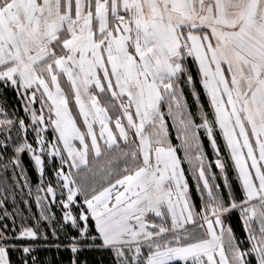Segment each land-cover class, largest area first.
<instances>
[{"label":"snow or ice","instance_id":"snow-or-ice-1","mask_svg":"<svg viewBox=\"0 0 264 264\" xmlns=\"http://www.w3.org/2000/svg\"><path fill=\"white\" fill-rule=\"evenodd\" d=\"M0 90V174L31 197L27 157L39 210L0 198V264L62 235L70 264H264V0H0Z\"/></svg>","mask_w":264,"mask_h":264},{"label":"trees","instance_id":"trees-1","mask_svg":"<svg viewBox=\"0 0 264 264\" xmlns=\"http://www.w3.org/2000/svg\"><path fill=\"white\" fill-rule=\"evenodd\" d=\"M188 66L191 68V71L194 77H196L198 90L202 93L203 91L202 87L199 86V83H198L199 77L197 75V68L192 63L191 58H189L188 60ZM185 96H186L187 102L191 110L195 113L197 111L196 101H195V98H192L191 89L188 87H185ZM17 99L18 98L14 95V93L11 90L7 93L6 101L10 106L12 107L16 106ZM201 100L203 103L205 104L207 103V98L203 95L201 97ZM4 101H5V96L2 93V90H0V102H4ZM166 119H167V124L169 126L171 143L173 145H176L177 142L174 137L171 124L167 117ZM199 122L200 121L197 120V123ZM200 131H201V140L205 146L204 151L206 153V156L208 159H214V153H213V150L210 144L207 141L206 134L204 133L203 130H200ZM220 143H221V148L223 149V142L221 141ZM178 153L181 154L180 150H178ZM24 162H25V166L28 167L29 169V177L33 185L32 196L28 197L27 189H24L23 191H21L19 187H15L10 180H5L2 174H0V177H2L5 180V186H4L5 188H2L0 185V198H6V207L9 211H12L13 209L23 208L24 211L28 215H31L32 213L38 214L39 210L36 208L35 197H34V190H35L36 183L38 182V176L34 172L33 167L27 157H25ZM182 167L186 170V177L190 184V192H191L193 201L194 203L199 205L200 203L199 195L196 192V186L188 171L186 163H183ZM214 170L217 171L218 173V170L215 169V167H214ZM232 175L234 174L230 173V177ZM9 176H11L10 171H9ZM220 182L222 183V180ZM24 199L31 200L30 208L21 203ZM3 210H4V207L0 206V214H2ZM53 211H56L55 206H53ZM59 214L60 213L57 211V215ZM8 223L10 224L11 222L8 221ZM225 224L226 225L231 224L234 232L236 233L239 239L243 240L245 238V233L243 232L241 222L239 221V213L237 211H233L230 216L226 215ZM61 241H63L65 244L67 243V241L64 240L63 235L61 236L60 241H57V240L37 241L40 247H38L36 251L32 253V255H35L38 257V264H70V261L72 258V253L70 249H66L65 247H61L60 249H57L54 246L57 243H61ZM10 256L14 261H19L20 253L11 252ZM78 259L80 261V264H112V256L110 252L107 250H100L96 248H85L81 250L78 253ZM171 264H184V263L173 261L171 262Z\"/></svg>","mask_w":264,"mask_h":264},{"label":"rangeland","instance_id":"rangeland-1","mask_svg":"<svg viewBox=\"0 0 264 264\" xmlns=\"http://www.w3.org/2000/svg\"><path fill=\"white\" fill-rule=\"evenodd\" d=\"M192 98H194V97H192ZM168 120H169V122H170V124H171V127H172V131H173V134H174V137H175V139H176V145H174L175 147H176V149H177V151L178 150H180V153L181 154H179V156H180V158L183 160V157H184V155H185V153H184V150H183V147H182V142H181V139H179L178 137H179V132H178V130H177V128L176 127H173V121H172V119L171 118H168ZM197 120H199L198 118H197ZM201 130H203V129H201ZM204 131V130H203ZM205 133V132H204ZM215 158V157H214ZM186 163V162H185ZM186 165H187V168H188V171H189V173H190V175H191V177L193 176V173H192V171L190 170V166H189V164L188 163H186ZM193 179V178H192ZM194 181V180H193ZM194 184H195V181H194ZM0 185H1V187L2 188H5L4 186H5V180L2 178V177H0ZM42 195V194H41ZM36 196V192H35V190H34V197ZM238 212V211H237ZM226 217V216H225ZM225 217H224V219H225ZM184 263V262H183Z\"/></svg>","mask_w":264,"mask_h":264},{"label":"crops","instance_id":"crops-1","mask_svg":"<svg viewBox=\"0 0 264 264\" xmlns=\"http://www.w3.org/2000/svg\"><path fill=\"white\" fill-rule=\"evenodd\" d=\"M177 155L179 156V153H178V151H177ZM180 157V156H179Z\"/></svg>","mask_w":264,"mask_h":264}]
</instances>
